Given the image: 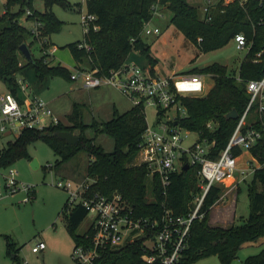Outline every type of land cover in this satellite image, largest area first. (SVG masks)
Segmentation results:
<instances>
[{
	"label": "trees",
	"instance_id": "16d2710c",
	"mask_svg": "<svg viewBox=\"0 0 264 264\" xmlns=\"http://www.w3.org/2000/svg\"><path fill=\"white\" fill-rule=\"evenodd\" d=\"M35 1L6 0L5 13L0 14V81L5 82L14 95L19 91L18 78L28 70L33 71L35 86L39 88L45 87L48 80L56 77L73 80L72 72L55 64V59L46 53L51 34L62 27V21L52 12L53 5L66 8L70 5L65 0H41L44 4V11L41 12L35 9ZM157 5L171 11V25L203 54L224 48L238 34L242 33L247 38L249 49L239 66L238 76L219 63L194 69L191 73L211 76L214 85L205 96L181 98L187 116L180 121V125L197 132L201 139L213 142L211 157L215 158L226 148L249 104L248 83L264 77V1L236 0L225 3V0H219L206 16H202L198 8L187 0H89L87 11L97 16L99 29L84 35V42L92 49L90 52L79 49L77 43L68 45L76 68L108 75L123 67L134 51H139L154 71L158 60L152 56L151 46L143 41L142 29L145 23L152 20V8ZM27 11L32 13L26 17L27 21L40 23L38 34L33 32V27L24 25L23 18ZM40 43L41 58L33 56V62L24 61L21 46L27 44L31 50ZM80 106L83 105H73L68 124L60 122L42 131H23L2 150L0 168L7 169L25 158L33 160L28 147L41 140L60 157L53 168L58 169L79 154L86 153L89 162L85 178L94 181L92 191L106 196L121 194L133 207L136 217L161 223L164 215L162 203L165 200L175 217H187L192 210L191 201L199 193L198 169L192 167L175 174L167 189V197L163 195L160 180L149 177L144 166L135 164L147 127L145 114L135 107L119 113L114 107L109 118L96 119L93 116L92 122L86 123ZM234 109L239 118L227 120L225 115ZM208 124L213 125V130L207 127ZM89 129L94 131V137L87 136ZM61 131L73 134L78 131V143L71 145L59 138L57 133ZM99 135L113 141L112 151H107L96 142ZM251 152L260 162H264V140ZM235 154L240 155L241 151L237 150ZM248 192L250 214L246 221L242 225L218 227L210 224V212L220 200L221 189L212 188L201 209L204 216L193 221L186 250L177 264H193L211 256H216L221 264H231L244 245L264 238V169L255 172ZM61 214L67 218V228L75 246L87 245L88 232L83 235L77 233L88 216L87 210L78 205L69 212L66 201ZM5 240L7 254L20 264L16 243L9 236H5ZM143 243L142 240L109 250L94 264H148L142 259ZM243 264H264V249L246 258Z\"/></svg>",
	"mask_w": 264,
	"mask_h": 264
},
{
	"label": "built area",
	"instance_id": "2783aa9c",
	"mask_svg": "<svg viewBox=\"0 0 264 264\" xmlns=\"http://www.w3.org/2000/svg\"><path fill=\"white\" fill-rule=\"evenodd\" d=\"M88 1L83 0L82 4H87ZM234 1L236 0H225V3ZM212 7V1L208 0L203 9L204 16ZM159 10L158 5L154 6L153 16ZM3 13L5 8L0 14ZM31 14L27 11L23 21H27L26 17ZM151 21L144 24L142 36L161 33L159 28H150ZM82 25L84 35L89 34L91 30H98L97 16L87 12V15L82 16ZM39 26V22L33 23L32 29L35 34H38ZM234 42L238 49H249L247 38L242 33L235 36ZM77 46L79 49H86L87 52L92 50L84 41ZM46 53L50 54L49 49ZM53 53L54 49L51 54ZM204 76L191 73L161 77L152 69L137 63H126L108 75H99L97 71L82 69H76L72 74L73 80L81 79L83 86L89 89L115 87L133 107L140 109L144 114L146 108L156 109V121L154 125L147 123L135 164L144 166L149 177L160 180L165 197L168 195L167 189L173 176L184 170L186 165L189 169L192 167L198 169L199 188L194 207L187 217H175L165 200L162 203L164 215L161 223H158L149 218L136 217L133 207L121 194L106 196L94 193L91 189L94 181L91 179L82 182L56 181L55 186L64 189L69 195L68 211L71 212L80 205L87 210L92 219L87 230L89 243L74 247L73 257L79 264H94L105 252L142 240L144 241L142 259L146 263L153 264L159 261L160 264H177L186 250L193 221L204 216L201 209L212 188H220L227 182H231L229 187L238 185L241 181H246L249 175L253 178L257 170L264 169V162H260L251 152L253 148L262 145L264 140V77L248 83L249 104L226 148L217 157H211L214 143L205 138H200L189 149L182 147L184 141L182 131L185 128L180 125V121L187 116V110L182 105L181 98L205 96ZM17 83L19 86L17 94L9 91L0 98V141L7 135H14L17 138L25 130L42 131L61 122L44 100L37 95H26L28 86L21 78H18ZM21 94L25 97L23 98ZM207 127L213 130L212 124H208ZM2 150L0 148V158ZM237 150L241 151L240 155L235 154ZM245 153L248 157L241 166L240 161ZM7 169L9 171L5 176V182H0V199L18 191L28 192V186L19 184L18 172L11 167ZM1 170L3 169L0 168ZM238 173L242 176L241 179L237 177ZM149 242H153L152 249L148 246ZM46 248L45 242L40 241L32 248V252L41 253Z\"/></svg>",
	"mask_w": 264,
	"mask_h": 264
},
{
	"label": "rangeland",
	"instance_id": "374dc122",
	"mask_svg": "<svg viewBox=\"0 0 264 264\" xmlns=\"http://www.w3.org/2000/svg\"><path fill=\"white\" fill-rule=\"evenodd\" d=\"M82 1L65 0L69 3V8L58 4L52 7V12L62 21V27L58 32L51 34L49 55L51 59H55V64L68 68L72 74H74L76 66L68 45L73 43L78 45L84 41L82 16L87 15L88 11L87 4H82ZM187 1L197 7L199 13L204 16L203 9L208 0ZM211 1L214 6L219 0ZM5 3L6 0H0V13L3 12ZM34 6L38 11H44V4L41 0H36ZM171 17V11L160 8L153 16L150 28H159L161 33L142 36L145 44L151 46V54L158 59L157 66L160 71H158L159 73L155 71L157 75L167 77L191 74L194 69H202L213 63L225 65L230 72L235 73L236 76L239 75V66L248 53V49H238L233 40L222 49L203 54L185 38L183 33L171 25ZM24 25L32 28L33 23L25 21ZM41 46V43L36 44L31 49V53L36 59L41 58L43 54L40 50ZM54 48L57 51L51 54ZM134 52L141 56L139 51ZM143 59H139L138 65L151 69L146 59ZM23 60L26 61L24 58ZM33 78L34 74L31 71L26 82V86H28L26 95L32 94L33 91L37 94L36 91L40 89L33 86ZM204 85L205 94H207L214 85V79L205 75ZM7 93H9V89L6 83L0 81V98ZM38 94V97L49 105L54 115L65 124H68V115L74 104L83 105L80 106V111L84 113L86 123L92 122L93 116L96 119L109 118L110 112L106 105H109L113 110L112 104H116L119 113H124L133 107L132 103L115 87L103 86L89 89L83 86L81 79L76 81H68L61 77L50 79ZM156 112V109L146 108L148 124L154 125ZM77 134L78 131L74 135L77 136ZM86 134L91 137L95 136L94 131L90 129ZM182 137H184L182 143L184 149H189L200 140L197 132L187 129H183ZM15 139L14 135H7L0 141V146L6 147L9 142H13ZM96 142L107 151L113 150V141L107 136L99 135ZM28 153L32 159L38 160L39 168L33 169L32 160L26 158L19 160L11 168L18 172L19 184L28 186L29 191H18L0 199V264H17L7 254L5 236L11 237L16 243L20 264H79L73 257L75 242L67 228V218L65 214H61L69 195L64 189L55 186V183L58 180L77 182L85 180L89 157L86 153H81L76 159L57 169L51 166H54L60 157L45 142L40 140L32 143L28 147ZM247 157L248 155L245 153L240 161L241 166ZM8 171L9 169L0 171V182H5ZM237 177L242 178L239 173ZM251 181L252 176L249 175L246 181H241L238 185L229 187L231 182L221 185L220 200L210 212L211 225L230 227L242 225L246 221L250 214L248 186ZM195 196L191 201L192 209ZM149 200L152 201L150 198ZM91 221V216L88 215L77 229V233L85 234ZM40 241L45 242L47 248L41 253H33L32 248ZM148 246L152 249L153 242H149ZM263 249L264 238L256 243L246 244L240 249L238 257L231 264H243L246 258L259 254ZM193 264L221 263L216 256H211Z\"/></svg>",
	"mask_w": 264,
	"mask_h": 264
},
{
	"label": "water",
	"instance_id": "95a60500",
	"mask_svg": "<svg viewBox=\"0 0 264 264\" xmlns=\"http://www.w3.org/2000/svg\"><path fill=\"white\" fill-rule=\"evenodd\" d=\"M20 50H21V53L24 55V57H25V59L27 61H29V62H33L34 61V58H33V55L31 53V50H30V48H29V46L27 44H23L21 46ZM225 118L227 120H237L239 118V114L234 109L230 113L226 114ZM57 136L59 138H61V139L66 140L71 145H76L78 143V141H79V137L78 136H76L73 133L68 132V131L58 132ZM31 166L33 167V169H37V168L40 167V164H39L37 159H33L32 162H31ZM184 170H189V166L186 165L184 167Z\"/></svg>",
	"mask_w": 264,
	"mask_h": 264
},
{
	"label": "crops",
	"instance_id": "0c3cea01",
	"mask_svg": "<svg viewBox=\"0 0 264 264\" xmlns=\"http://www.w3.org/2000/svg\"><path fill=\"white\" fill-rule=\"evenodd\" d=\"M33 27V26H32ZM55 51H57L56 50V48H54V53H55ZM135 52H133L132 53V55H131V57H130V59L127 61V63H139L138 61H139V59H141V60H144L143 59V57L142 56H140L139 54H137V53H135ZM153 56V55H152ZM154 57V56H153ZM155 58V57H154ZM157 59V58H156ZM158 60V59H157ZM146 65V64H145ZM75 66H76V62H75ZM76 68V67H75ZM77 69V68H76ZM151 69H152V67H151ZM155 71H160V69H159V66H155L154 67V72ZM30 72H31V70H28L23 76H20L19 78H21L22 80H23V82L26 84V82H27V80H28V77H29V75H30ZM157 72H155L156 74H157ZM159 73V72H158ZM34 74V73H33ZM28 85H30L29 83H28ZM33 86H35V76H34V78H33ZM42 88H44V87H42ZM42 88H40L38 91H36L34 88V90L37 92V94L33 91V89H32V91H33V93L32 94H29V95H31V96H35V95H39L38 94V92L42 89ZM21 96L24 98L25 97V95L24 94H21ZM113 105V107H115V109H117V107H116V104H112ZM106 108L109 110V112H110V116H111V114H112V110L110 109V106L109 105H106ZM118 110V109H117ZM130 110V109H129ZM118 112H119V110H118ZM127 112V111H126ZM121 113V112H120ZM125 113V112H124ZM0 148H2V149H4L5 147H2V146H0ZM215 207V206H214Z\"/></svg>",
	"mask_w": 264,
	"mask_h": 264
}]
</instances>
